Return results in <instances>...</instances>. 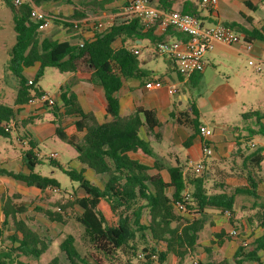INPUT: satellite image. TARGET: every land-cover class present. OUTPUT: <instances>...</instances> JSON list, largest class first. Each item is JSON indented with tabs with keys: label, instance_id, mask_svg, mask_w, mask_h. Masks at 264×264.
I'll list each match as a JSON object with an SVG mask.
<instances>
[{
	"label": "trees",
	"instance_id": "1",
	"mask_svg": "<svg viewBox=\"0 0 264 264\" xmlns=\"http://www.w3.org/2000/svg\"><path fill=\"white\" fill-rule=\"evenodd\" d=\"M14 1L3 0L13 15L16 42L9 53L8 69L16 77L18 88L12 105L0 102V142L11 138L14 129L21 128L19 139L21 142L26 140L29 149L22 158L25 171L0 169V175L38 189L47 206H36L37 213L51 223L65 224L67 219L74 218L83 226L88 238L87 253L83 254L76 246V237L67 235L59 246V255L45 264H108L106 260L110 264L115 261L121 264L124 260L127 264H166L170 256L177 258L178 264L188 258H194L195 264H264V197L259 194V186L264 180V146L253 150L240 165L231 162L232 168L227 171L215 168L202 175L195 169L185 172L181 166L166 168L152 148L153 142L162 140L163 123L157 111L141 106L129 115L120 111L118 93L124 82L146 77L143 61L136 53L140 52L136 41L147 39L155 47L159 42L167 41L165 35L155 34L161 21L148 25L137 17H118L112 27L95 31L93 37L87 38L85 32L90 29L85 20L120 11L109 8L119 0H76V3L68 0L72 4L69 18L49 14L54 25H61L68 36L75 38L68 40L59 34L46 35L45 30L40 29L42 20L32 17L35 7L61 0H24L19 6ZM181 3L182 0H159L157 6L170 11ZM225 25L233 28L231 24ZM169 30L174 29L169 27L165 33ZM253 39L264 42V25L254 27L244 37V41ZM81 42L83 46H80ZM171 63L181 74L173 60ZM36 65L39 67L35 78H26L24 71ZM47 68L89 76L90 81L101 86L104 92L103 98L98 97L104 110L101 121L94 112L83 108L79 95L70 87L60 89L54 104H45L52 115L55 135L74 148L77 160L83 165L80 170H65L83 190L82 196L75 192L63 194L57 179L35 172L42 161L35 152L37 146L28 127L40 116L17 119L30 99L46 93L38 83ZM188 110L187 117L194 134L187 145L200 134L202 125L194 98L188 101ZM242 116L245 120L255 119L260 126L258 131L249 130V134L264 137V114L250 110ZM66 118H74L76 133H67ZM79 134L83 136L80 138ZM244 139L249 140L250 136ZM238 157V152L233 153L232 161ZM87 169L100 179L104 178V185L88 180ZM164 171L169 176L168 181L162 174ZM230 177L245 179L248 187H237L230 193L227 184ZM54 189L61 193L52 201ZM242 195L252 200L251 212L246 217L248 225L260 228L262 234L247 242L236 240L241 236L222 230L214 233L210 246H203L201 234L206 226L213 225L209 211L229 212L230 223H234L237 196ZM0 202L4 215L0 227V264L39 261L48 252L53 239L43 238L30 226L31 219L24 204L17 203L6 193L1 195ZM178 202L183 203V211L176 209ZM223 239L238 243L231 259L212 257L215 246ZM200 248L207 253L206 259L198 257Z\"/></svg>",
	"mask_w": 264,
	"mask_h": 264
},
{
	"label": "crops",
	"instance_id": "2",
	"mask_svg": "<svg viewBox=\"0 0 264 264\" xmlns=\"http://www.w3.org/2000/svg\"><path fill=\"white\" fill-rule=\"evenodd\" d=\"M59 2L60 1L47 3L42 5L40 8L45 9L47 5L54 4L53 9H50L52 11L48 12L56 16L65 17L62 15L63 7L61 6L59 7L60 9L58 8ZM129 2L130 0L127 2L126 0L117 1L114 4L119 3L118 5L113 7L112 5L114 4H112L109 6V8H119L121 10L108 14H112L116 16V18L119 17L120 19L128 18V16L123 14V10L125 6L129 4ZM158 2L159 0H151V3L156 7H158ZM182 2L183 3L180 5L174 6L172 10L180 12L187 11L193 14L195 13V16H197L205 25L216 23L231 24L235 31L243 39L247 32L252 31L254 27L261 28L264 25V0H219L216 8L204 7L202 5V0H182ZM69 9L70 10L67 8V11H70V16L72 7ZM51 27L55 28L56 31L48 36L59 34L58 36H61L62 39H75L74 36H68L61 25L53 24ZM155 34L157 36L165 35L167 41L185 38L183 34H180L174 30H169L165 33L158 27L155 31ZM85 36L87 38L93 37L94 31L89 30ZM136 43L140 46L139 55L143 61V69L146 72V77L142 79L126 80L124 82L123 89L118 93L121 106L120 111L123 115H129L133 113L134 110L139 106L157 111L158 117L163 123L162 140L153 142L152 148L157 158L166 166V168L181 166L183 167L184 171L187 172L194 170L195 165L201 162L206 165L208 170L220 168L227 171L232 168V164L240 165L243 159L253 150L257 149L259 146H264V141L259 143L254 139L255 134H249V130L258 131L260 129V126L256 123L255 119H251L253 120L252 122L254 124L250 127L248 122H240L239 120L233 118L234 115H239V117L242 119V115L245 113L242 111V109L236 108V105L240 101L236 80L239 79L240 83V78H242L243 73H245V65L249 64L251 60L264 63V42L253 39L250 40V42L244 41L243 43L236 45L217 43L215 48L206 55L207 66L205 70L201 73L193 75L192 79L185 76L179 69L178 70L181 72V74H178L177 71H175V65L171 63V59L165 55L157 53L155 51V46L151 44L149 40H137ZM248 43L252 45L251 49H248ZM158 57H163L165 59L167 68L165 70L148 69L147 65L156 61ZM38 67L39 66L36 65L25 70L32 73V77L28 79L35 78ZM0 79L2 80L1 77ZM1 80L0 91L5 93L8 84L7 82H3ZM156 81L162 82L164 86L160 88H146L147 83ZM194 84L196 86L195 88H192ZM4 87L5 90H3ZM169 87L177 88L178 93L174 95L169 94ZM70 88L79 95L83 108L86 111L94 112L97 118L101 121L103 119L104 110L98 97L103 98L104 96L102 87L97 84H93L88 86L86 89H82L81 87H76L73 85ZM3 92L0 93V102L2 100ZM81 93H85L87 103L89 104L88 108H86L83 104ZM58 97L59 95L57 96V99L55 98V100H58ZM192 98H194L200 110L201 126H207L212 130V135L208 139L214 148V153L211 157H206L204 155V138H202L200 134H197L192 142L187 145L189 137L194 134V130L190 124V119L187 117L189 112L188 101ZM45 112L48 113L45 105L30 106L27 104L17 115V119L18 121H21L27 118L29 115H39L41 118ZM40 113L44 114L41 115ZM50 122L51 128L46 126L42 129V131H50L55 134V126L53 125L52 121ZM263 124L264 119L262 120V125ZM72 134H74V132ZM247 136H250L249 140L244 139V137ZM235 152H238L239 157L235 161H232V154ZM140 158L144 162H147L146 159L142 157ZM78 163L80 170L83 165L79 161ZM22 171H25L23 162ZM162 174L168 181L169 176L167 172L164 171ZM90 175L95 176L91 170L87 169L86 177H90ZM227 184L230 193L234 192H232L231 188L235 190L237 187H248V183L245 179L237 177L228 178ZM83 193V190L80 189L79 195L82 196ZM2 194H4V192L0 191V198ZM259 194L264 197V180L259 186ZM39 198L42 200V194L39 196ZM57 198L58 197L53 196L51 200L54 201ZM247 198L249 199V203L252 207V200L249 197ZM35 208L36 206L34 207V212H27V216L31 219L30 226L40 235H42L43 238H52L54 242L56 238H62L63 240L67 235H72L71 231H68L67 229L71 227V225L74 223L73 221H76L74 218L67 219L65 224L57 222L51 223L41 213H37ZM250 208L249 213L251 212ZM209 214L213 225L210 224L206 226L201 234L200 243L203 246H210L211 240H214V233L224 230L229 234L228 231H230L231 227V224L228 223L224 218V216H226L225 213L222 214L219 211L212 210L209 211ZM246 217L244 219V223L245 230L249 232L248 235L254 234L252 239L260 236L262 234V230L260 228H251L246 221ZM3 219L4 215L0 207V223L3 221ZM77 224L80 225L78 222ZM80 227L82 228L83 226L80 225ZM206 231H209L210 234L208 244L203 243L204 241L202 238ZM63 233L65 234L62 235ZM58 235H61L62 237H59ZM221 242L231 243V245L235 248L231 256L232 258L238 247L237 241L223 239ZM219 249L220 242L219 245H216L214 248L212 254L213 258L226 257L221 256ZM172 257L175 258L174 256H170L169 259ZM198 257L201 259H206L208 257L203 248L199 249Z\"/></svg>",
	"mask_w": 264,
	"mask_h": 264
},
{
	"label": "rangeland",
	"instance_id": "3",
	"mask_svg": "<svg viewBox=\"0 0 264 264\" xmlns=\"http://www.w3.org/2000/svg\"><path fill=\"white\" fill-rule=\"evenodd\" d=\"M71 1L76 3V0ZM118 4L119 3L114 4L112 6L115 7ZM53 6L54 4H50L47 5L45 9L40 7L39 9L46 12L47 14H50V12L48 11H52L50 9H53ZM61 6L63 7L62 15L69 18L70 11H67V8L68 10H70L69 8L72 7V4H69L68 0H63L58 3V8ZM44 30L46 35H50L51 33H54L56 31L53 27H49ZM15 42L16 33L14 31L12 12L3 2V0H0V77L2 78V80H0L3 82H7L8 84L6 92L4 93L3 91H0V93L3 92L1 102L6 103L8 105L13 104L18 88V81L16 77L13 76L8 69L10 59L9 53L12 47L14 46ZM262 66L263 70L261 72H257L253 66L246 64L245 73H243L242 78H240V83L239 79L236 80V85H238V91L240 96V101L236 105V108L242 109V111H244L245 113L250 110H258L262 114H264V63H262ZM147 67L148 69L165 70L167 68V63L163 57H158L156 61L149 63ZM23 74L26 78L32 77V73L30 71H24ZM93 84L94 83L90 81L89 76H77L74 73H61L55 68H47L38 83V85L49 96L55 97L56 99L59 95L61 87L66 88L72 87L73 85L76 87H81L82 89H86L88 86ZM3 90H5V87ZM81 97L84 106L88 108L89 104L87 103L85 93H81ZM40 114L42 115L44 113ZM233 118L239 120L240 122H248L250 127L254 124L252 122L253 120H244L243 118L241 119L239 115H234ZM51 119L52 115L50 113L45 112V114L39 120H37L34 124L28 127V130L33 134V139L37 146L35 152L36 154H38V157L42 161L41 164L36 166L35 172L43 176L53 177L57 179L60 183V188L63 194H73L75 192L77 195H79V184L71 180V178L65 173V170L69 168L79 170L77 153L71 145L59 139L53 132L42 131V129L46 126L51 128ZM73 120L74 118L65 119V123L67 124V133L69 135H71L73 132H76L75 127L73 126ZM20 133L22 134L21 128H19L18 130L14 129L11 132V138L4 139L0 142V169L13 170L16 172L22 171L23 154L26 150L29 149V144L26 140L24 142L20 141ZM79 136L81 138L83 134H79ZM254 139L257 140L259 143H262L264 141V137L262 135H255ZM51 153H56L58 156L54 160H51L49 157ZM87 179L92 182L94 181L100 186L104 185V178L100 179V177L90 175V177L87 176ZM231 190L232 192L234 191L233 188H231ZM0 191L14 198L17 203L24 204L28 208V212H34L35 206H47V202L39 198V196H41L39 190H37L36 188L28 187L25 183L16 181L10 177L0 175ZM60 193V190L55 191L54 196L59 197ZM14 195H18L19 197L15 198ZM249 202L250 201L247 197L238 196L234 223H230V216H224L225 220L231 224L230 231H228L229 234H231L233 230H236L237 235L241 236L240 239L236 238V240L244 239L249 242L250 238H252L254 235H248L249 232L245 230L244 219L249 213V208L251 207V204ZM73 222L74 223L67 230L71 231L72 235L76 237L77 248L83 254H86L88 238L85 234V230L83 227L81 228L76 221ZM64 234L65 233H63L62 235ZM58 236L60 237L61 235ZM209 237V231H206L202 237L204 241L203 243L208 244ZM61 240L62 238H56L48 252L43 255L39 259V261H31V263L45 264L54 257L58 256L59 245L61 243ZM219 250L221 256L231 258L235 248L231 245V243L220 242ZM25 260L28 261V259ZM106 262L110 264L108 260H106ZM194 262V258H188L184 261L183 264H193ZM114 264H116V261ZM121 264L127 263H125L124 260ZM166 264H178V260L172 257Z\"/></svg>",
	"mask_w": 264,
	"mask_h": 264
},
{
	"label": "built area",
	"instance_id": "4",
	"mask_svg": "<svg viewBox=\"0 0 264 264\" xmlns=\"http://www.w3.org/2000/svg\"><path fill=\"white\" fill-rule=\"evenodd\" d=\"M14 3L19 6L22 4V0H15ZM218 3L219 0H202V5L206 8H216ZM123 14L128 17L140 18L148 25H156L161 21L158 28L162 31L165 32L169 27H172L177 32L183 34L185 38L182 40L159 42L155 47V51L173 60L177 68L187 77H191L205 70L207 66L206 55L215 48L217 43L236 45L244 42V39L230 26L223 23L205 25L195 15L176 10L166 11L160 9L154 6L151 0H130L129 4L124 8ZM32 17L36 20H42L40 29L44 30L53 25L52 16L37 7L32 10ZM115 21L116 16L108 14L90 17L85 20V24L88 29L95 32L112 27ZM86 31L88 32L89 30ZM247 45L248 49L252 48L250 43ZM80 46H83V42L80 43ZM136 53L139 54V51H136ZM249 64L253 66L257 72L263 70L261 62L251 60ZM30 84H32V80H30ZM162 86H164V84L160 81L146 84V88H160ZM168 92L174 95L178 93V89L169 87ZM47 103L49 105L54 104L55 97L45 93L37 98L30 99L28 105L44 106ZM211 135L212 130L209 127H200V136L204 138L203 152L206 157H211L214 153V148L208 141ZM57 156L56 153H51L49 157L55 159ZM195 171L203 175L208 171V168L205 164L200 162L195 165ZM54 191H58V189H54ZM189 196V193H187L186 199H188ZM175 207L177 210H184V205L181 202L176 203ZM225 214L230 216L229 212H225ZM231 235L238 236L237 231L233 230ZM195 263L197 262H194V264Z\"/></svg>",
	"mask_w": 264,
	"mask_h": 264
}]
</instances>
